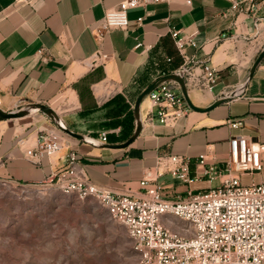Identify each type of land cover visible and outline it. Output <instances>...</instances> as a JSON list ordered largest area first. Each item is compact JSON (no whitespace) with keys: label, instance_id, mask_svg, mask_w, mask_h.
Listing matches in <instances>:
<instances>
[{"label":"crops","instance_id":"0c3cea01","mask_svg":"<svg viewBox=\"0 0 264 264\" xmlns=\"http://www.w3.org/2000/svg\"><path fill=\"white\" fill-rule=\"evenodd\" d=\"M255 1L258 10L244 12L231 10L230 0H151L129 10L127 28L113 29L99 40L98 25L120 0H0V108L15 111L44 103L86 138L63 132L57 153L28 155L39 133L56 128L55 122L41 110L0 118V181L40 183L66 167L75 150L88 178L116 192L144 196L146 176L156 178L169 199L206 189L205 180L187 183L170 173L157 177V160L189 156L194 173L200 154L211 162L228 158L232 136L264 143V58L253 70L264 48V0ZM172 29L197 42L186 45L185 57ZM96 52L107 58L91 67L85 60ZM189 59L196 63L184 79L196 108L162 124L149 119L151 100L144 98L142 131L121 146L136 130L140 93ZM204 63L218 69L212 89L195 85L203 81ZM235 121L241 123L232 126ZM104 132L113 146L93 144L102 142ZM250 177L244 174L242 180ZM253 177L264 182V171ZM163 221L175 229V222L165 216Z\"/></svg>","mask_w":264,"mask_h":264},{"label":"built area","instance_id":"2783aa9c","mask_svg":"<svg viewBox=\"0 0 264 264\" xmlns=\"http://www.w3.org/2000/svg\"><path fill=\"white\" fill-rule=\"evenodd\" d=\"M28 1L16 0L19 3ZM149 1L120 0L115 8L106 11L96 29L97 38L101 40L113 29L127 28L129 10ZM230 2L231 10L244 12H254L260 4L255 0ZM171 35L184 57L186 45H197L192 37L181 36L179 30L172 29ZM106 58L107 54L96 52L85 62L94 67ZM172 59L169 57L168 61ZM195 63V59H189L182 69L191 73ZM202 68L203 81H196L195 85L212 89L218 69L209 63H204ZM147 98L151 100L149 119L152 122L171 123L191 108L182 87L175 81L158 84ZM240 123L235 121L232 126ZM63 132L58 126L42 130L33 147L27 148V154L41 157L57 153L63 146ZM101 140L107 142L106 132ZM191 162L189 156L179 154L160 156L157 160V177L170 173L187 183L207 180L212 184L197 192L189 190L187 196L177 199L165 197L163 186L156 178L148 176L141 181L144 196L100 186L88 178L75 150L69 152L66 167L42 182L55 183L65 194L81 199L94 198L101 203L136 240L140 251L138 264H264V182L253 177L264 171V143L250 142L245 135L232 136L228 158L211 162L207 154H200L194 173ZM244 174L251 176L247 183L242 180ZM215 183L217 185L213 186ZM164 216L167 221L178 222L179 230L167 225Z\"/></svg>","mask_w":264,"mask_h":264},{"label":"rangeland","instance_id":"374dc122","mask_svg":"<svg viewBox=\"0 0 264 264\" xmlns=\"http://www.w3.org/2000/svg\"><path fill=\"white\" fill-rule=\"evenodd\" d=\"M206 181L202 183L208 188ZM179 228L175 222V230ZM139 260L137 242L126 226L94 198L65 194L52 182L0 181V264H138Z\"/></svg>","mask_w":264,"mask_h":264},{"label":"water","instance_id":"95a60500","mask_svg":"<svg viewBox=\"0 0 264 264\" xmlns=\"http://www.w3.org/2000/svg\"><path fill=\"white\" fill-rule=\"evenodd\" d=\"M264 58V48L261 51V53L259 54V56L257 57L255 63H254V67L253 70L256 68V66L261 62V60ZM186 70L185 69H180L177 72H171V73H167L164 74L163 76H161L160 78H158L157 80H155L154 82H152L147 88H145L139 95V97L136 100L135 103V118H136V130L134 131V134L132 135V137L124 144H121V146H127L131 140H133L135 137H137L140 132L142 131L143 128V119L141 116V102L144 98L147 97L148 93L154 89L158 84L165 82V81H175L177 82L181 87L182 90L184 92L186 101L188 103V105L192 108L195 109L196 107L194 106V104L191 102L190 97H189V93H188V89H187V85L184 79ZM235 92L230 93V95H227L226 98H232L235 96ZM32 110H41L44 113H46L52 121L55 122V124L65 133L73 135L79 139H86L81 133L75 132L72 129H70L61 119L60 115L55 111V109H53L52 107L44 104V103H40V102H32L27 104L25 107L19 108L18 110L15 111H6L2 108H0V118L1 119H5V118H14V117H21L24 115L29 114ZM96 144L100 147H105V146H113V144L107 143V142H98V143H93Z\"/></svg>","mask_w":264,"mask_h":264}]
</instances>
